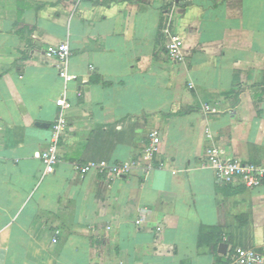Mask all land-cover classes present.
<instances>
[{"label": "crops", "instance_id": "obj_1", "mask_svg": "<svg viewBox=\"0 0 264 264\" xmlns=\"http://www.w3.org/2000/svg\"><path fill=\"white\" fill-rule=\"evenodd\" d=\"M166 30L184 62L166 54ZM64 42L78 77L68 84L47 55ZM64 95L62 162L44 177ZM156 130L168 169L80 175L137 158ZM212 144L264 165V0H0V264H233L235 248L264 252V185H219L202 167Z\"/></svg>", "mask_w": 264, "mask_h": 264}, {"label": "built area", "instance_id": "obj_2", "mask_svg": "<svg viewBox=\"0 0 264 264\" xmlns=\"http://www.w3.org/2000/svg\"><path fill=\"white\" fill-rule=\"evenodd\" d=\"M166 35V54L176 63L184 62L183 39L181 36L173 34L168 30H166ZM47 55L60 62L59 76L66 84L78 80V77L69 74L67 69L72 57V51L68 42H64L60 46L50 49ZM58 108V116L51 126L48 146L41 155L44 166V177L54 174L62 162L60 154L61 143L64 132L67 129V112L72 108V103L66 95L58 100ZM203 111L209 112L212 115L219 113L216 109L210 108L208 105L203 107ZM207 137L212 140V134L210 132L207 133ZM150 139L149 144L145 146L144 151L137 158H131L128 161L120 163L106 161L89 163L80 165L77 169L82 177L94 173L111 182L126 179L136 171H139L141 176L146 178L155 169H168V165L165 162L157 161L161 143L159 131L152 132ZM202 167L214 170L216 181L219 185H231L237 180H241L243 186L248 189H255L264 185V165H256L230 158L215 144L210 145L206 149ZM147 214V211L142 213L139 218V224L144 221ZM57 242L58 240L54 239V243ZM228 260L233 264H264V252L254 249L235 248L228 255Z\"/></svg>", "mask_w": 264, "mask_h": 264}, {"label": "water", "instance_id": "obj_3", "mask_svg": "<svg viewBox=\"0 0 264 264\" xmlns=\"http://www.w3.org/2000/svg\"><path fill=\"white\" fill-rule=\"evenodd\" d=\"M228 244H221L219 247V253L225 255L227 253Z\"/></svg>", "mask_w": 264, "mask_h": 264}, {"label": "trees", "instance_id": "obj_4", "mask_svg": "<svg viewBox=\"0 0 264 264\" xmlns=\"http://www.w3.org/2000/svg\"><path fill=\"white\" fill-rule=\"evenodd\" d=\"M205 236V235H204ZM203 238V237H202ZM204 240V239H203ZM220 241V238H218V240H217V242H219Z\"/></svg>", "mask_w": 264, "mask_h": 264}, {"label": "rangeland", "instance_id": "obj_5", "mask_svg": "<svg viewBox=\"0 0 264 264\" xmlns=\"http://www.w3.org/2000/svg\"><path fill=\"white\" fill-rule=\"evenodd\" d=\"M67 116H68V112H67Z\"/></svg>", "mask_w": 264, "mask_h": 264}]
</instances>
